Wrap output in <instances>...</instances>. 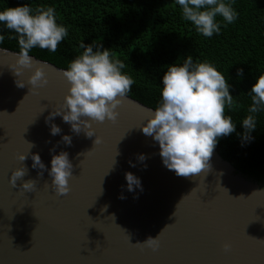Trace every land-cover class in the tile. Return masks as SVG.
<instances>
[{
  "label": "water",
  "instance_id": "obj_1",
  "mask_svg": "<svg viewBox=\"0 0 264 264\" xmlns=\"http://www.w3.org/2000/svg\"><path fill=\"white\" fill-rule=\"evenodd\" d=\"M17 53L0 47V264H264L261 184L216 149L208 172L177 176L163 165L158 143L139 127L155 109L127 95L115 123L93 124L98 145L95 136L72 132L61 116L46 123L68 89L64 69L32 56L47 66L48 83L29 91L32 69L18 77L11 69ZM16 79L25 86L17 87ZM51 124L61 132L52 135ZM61 151L73 164L67 195L55 194L48 171L38 175L30 155L23 180L36 181L33 191L21 189V180L16 187L9 183L11 171L22 166L19 153L38 154L50 169L52 155ZM126 172L140 179L143 191L127 190ZM158 235L155 251L136 244Z\"/></svg>",
  "mask_w": 264,
  "mask_h": 264
},
{
  "label": "clouds",
  "instance_id": "obj_2",
  "mask_svg": "<svg viewBox=\"0 0 264 264\" xmlns=\"http://www.w3.org/2000/svg\"><path fill=\"white\" fill-rule=\"evenodd\" d=\"M175 3L180 7L182 18L190 22L196 32L204 37H211L220 32L221 20H218V17L222 18L225 24H230L238 16L232 4L225 0H175ZM0 23L12 30L18 41L19 52L16 54L15 66L11 67L15 76H20L23 69H32L27 77V84L31 85L29 91L46 86L47 66L35 60L29 53L37 47L54 53L68 35L67 28L57 22L55 9L51 6H38L33 9L27 4L8 6L0 10ZM3 40L4 36L0 35V42ZM93 44L86 45L82 42L80 47L83 51L71 60L67 70L62 72L68 89L63 102L46 117V123H50L55 116H61L63 121L71 126L72 132L79 134L83 131L88 137L95 136L94 145H98L102 140L95 135L93 124H102L106 120L116 122L119 115L117 107L135 81L122 71L126 65L116 58L114 52L99 44H96L94 50ZM242 75L243 70L238 69L237 76ZM15 83L20 88L25 86L24 80L21 79H16ZM229 89L226 77L207 61L194 62L191 55H188L182 64L167 65L159 90L161 103L155 110H151L146 122L139 127L145 136L152 137L158 143L163 165L174 171L177 176L188 178L208 172L218 139L235 132L231 116L225 113L226 109L235 110L239 105ZM249 94L252 103L248 109L249 114L242 120L243 140H250V133L256 128L254 114L264 111V72L256 76ZM50 132L57 135L61 129L51 124ZM62 140L71 145L69 135H63ZM28 144L30 149L35 147L33 143ZM118 154L116 146L115 157ZM29 155L32 167L41 170L38 175L48 171L51 177L50 185L55 194L67 195L70 191L69 181L73 178V164L65 151L52 155L50 169L45 168L38 154L19 153L17 159L22 166L11 171L9 183L16 187L17 180H21V189L33 191L36 181L23 180L28 173L23 161ZM115 157L113 166L116 163ZM137 159L143 162L146 157L139 154ZM129 163L132 167L136 166L131 161ZM125 179L128 191H134L136 188L143 191L140 179L133 173L126 172ZM102 191L101 187L100 194ZM120 198L124 197L121 195ZM106 208L107 206L103 210ZM110 216L115 219L114 215ZM159 235L156 238L148 237L136 244L155 251L159 246ZM230 247L228 243L223 245L225 251Z\"/></svg>",
  "mask_w": 264,
  "mask_h": 264
},
{
  "label": "trees",
  "instance_id": "obj_3",
  "mask_svg": "<svg viewBox=\"0 0 264 264\" xmlns=\"http://www.w3.org/2000/svg\"><path fill=\"white\" fill-rule=\"evenodd\" d=\"M238 13L230 24L221 20V30L211 37L196 32L181 16L175 0H0V10L16 4L51 6L57 22L68 35L56 52L34 48L29 55L67 70L83 49L81 43L109 48L126 67L123 72L135 83L127 96L156 108L161 103L162 75L169 64L207 61L227 79L230 93L239 105L226 109L235 132L218 139L215 149L236 171L264 187V111L254 114L256 128L243 140L242 120L252 103L249 91L256 76L264 72V0H225ZM4 40L0 47L19 52L16 34L0 23ZM243 75L238 77L237 70Z\"/></svg>",
  "mask_w": 264,
  "mask_h": 264
}]
</instances>
